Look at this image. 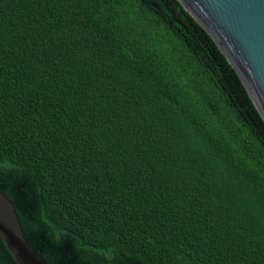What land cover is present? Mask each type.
<instances>
[{"label":"trees","instance_id":"1","mask_svg":"<svg viewBox=\"0 0 264 264\" xmlns=\"http://www.w3.org/2000/svg\"><path fill=\"white\" fill-rule=\"evenodd\" d=\"M140 127L141 264H264V122L180 0H0V192L47 264H140Z\"/></svg>","mask_w":264,"mask_h":264},{"label":"water","instance_id":"2","mask_svg":"<svg viewBox=\"0 0 264 264\" xmlns=\"http://www.w3.org/2000/svg\"><path fill=\"white\" fill-rule=\"evenodd\" d=\"M226 55L264 122V0H180ZM0 239L16 264H47L25 240L11 201L0 192Z\"/></svg>","mask_w":264,"mask_h":264}]
</instances>
